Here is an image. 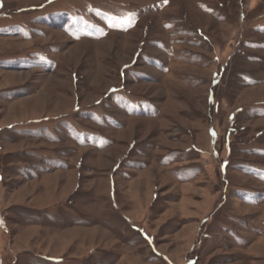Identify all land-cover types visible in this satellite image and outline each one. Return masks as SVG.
<instances>
[{"label":"rangeland","instance_id":"obj_1","mask_svg":"<svg viewBox=\"0 0 264 264\" xmlns=\"http://www.w3.org/2000/svg\"><path fill=\"white\" fill-rule=\"evenodd\" d=\"M0 264H264V0H0Z\"/></svg>","mask_w":264,"mask_h":264}]
</instances>
